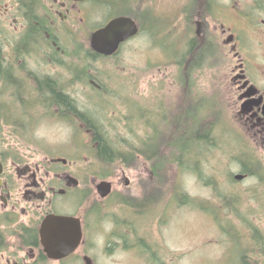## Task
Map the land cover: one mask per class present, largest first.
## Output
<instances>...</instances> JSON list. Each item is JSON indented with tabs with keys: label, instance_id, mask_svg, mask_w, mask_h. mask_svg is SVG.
Returning a JSON list of instances; mask_svg holds the SVG:
<instances>
[{
	"label": "flooded vegetation",
	"instance_id": "af4514ba",
	"mask_svg": "<svg viewBox=\"0 0 264 264\" xmlns=\"http://www.w3.org/2000/svg\"><path fill=\"white\" fill-rule=\"evenodd\" d=\"M136 5L131 15L112 12L109 0H0V264H188V251L173 246L168 230L170 203L180 210L189 199L158 184L145 155L152 158L164 121L188 139L191 124L205 135L210 115L216 143H241L220 150L237 153L251 189L264 187V0L182 4L181 48L168 51L166 108L157 93L144 98L140 70L133 105L126 100L119 55L154 25L147 20L154 12ZM98 9L111 12L99 23ZM118 16L133 18L139 32L111 55L97 52L93 33ZM125 109L138 145L136 182L126 170L101 178L93 164L83 168L58 149L15 152L14 142L42 140L44 122L68 127L70 142L120 139L115 126L125 129ZM29 156L42 159H23ZM250 256L239 252L236 264H253Z\"/></svg>",
	"mask_w": 264,
	"mask_h": 264
},
{
	"label": "rangeland",
	"instance_id": "374dc122",
	"mask_svg": "<svg viewBox=\"0 0 264 264\" xmlns=\"http://www.w3.org/2000/svg\"><path fill=\"white\" fill-rule=\"evenodd\" d=\"M186 1H143V10L150 9L149 11L154 12L150 17H147L148 22H153L154 25L148 24L143 33L126 44L118 58L123 66L121 75L125 77L127 92L131 93V95H127L126 100L131 105H133L134 95L132 93L133 78L138 70L142 73L141 92L144 98L147 100V94L151 91L157 93L158 98L161 99L157 102L158 104L164 105L165 108L166 104H169L166 100L169 91L166 72L171 69V65L169 66L168 63V61L170 62L169 53L171 50L181 48L183 32L177 24L180 22L182 4ZM167 12L174 14L173 25L169 24L167 20ZM109 13L111 14L110 10H96L94 21L102 22L103 17H108ZM154 16L158 17L157 20H154ZM124 112L125 117L120 116L125 118V129L122 128L123 125H120L122 127L115 126L123 131L122 137L112 141L126 140L137 145L133 137L134 132L130 128H126L128 121L131 119L132 122L133 120L132 111L125 109ZM206 120L204 134L209 128V125L206 126L207 123L213 124L210 115H207ZM164 122L158 124V131H161L160 139H164L163 129L166 126V122ZM173 126L174 124L165 127L169 132L166 137L177 140L180 132L174 133ZM212 126L211 137L213 139L215 130L214 125ZM70 132L71 130L66 126L44 122L37 132V136L42 138L41 141L14 142L13 146L17 153H26L36 149L39 152L58 149V156L77 160L83 168L93 164L101 178L108 173L118 177L121 170H126L127 175L132 178L130 181L136 182L135 176H140L137 174L139 173L137 171L138 160L133 165L131 163L132 166H126L124 169V166L119 162L112 165L96 162L92 151L93 144L70 142ZM213 140L215 141V139ZM189 142L192 144L187 143L186 145L190 149H185L184 152L192 150L196 153L185 154L186 168L181 167L177 161L180 156L178 151L170 150L169 145L165 147L164 143H161L159 150L162 156H166L167 163L158 171L156 182L161 185H170V188H181L186 194L187 200L189 199L188 204L180 210L176 209L174 200L169 205L172 225L168 232L173 237V246L188 251V264H236L239 262V252L242 256L246 253L250 254L249 258L253 264H264V254L262 253V249H264V187L259 186L254 190L251 189L249 180H235L234 175L242 173L237 166L238 162H235L234 156L237 153L226 150L232 148L233 145L239 148L241 143L226 144L215 141V145L207 143L198 148L194 139ZM218 145L226 149L220 150ZM24 158L38 161L42 159V156ZM169 193L175 194L172 191ZM178 237L182 240L183 248H181L180 240H177Z\"/></svg>",
	"mask_w": 264,
	"mask_h": 264
},
{
	"label": "trees",
	"instance_id": "16d2710c",
	"mask_svg": "<svg viewBox=\"0 0 264 264\" xmlns=\"http://www.w3.org/2000/svg\"><path fill=\"white\" fill-rule=\"evenodd\" d=\"M100 3H104L107 0H97ZM112 2V12L114 13H119V12H125L127 14L135 15L137 12V5L136 1L137 0H109ZM141 2V6L143 4L144 0H139ZM143 9V6H142ZM146 9L142 11V14H145ZM209 125V128H207L206 134L202 135V137H199L198 133V126L192 125L189 128V138L185 139L182 135V129L181 127H173L174 133L180 132V136L177 137V140H173L174 138H167L166 135L169 134L168 130L164 127L163 129V138L160 139L159 134L161 131H158V126H157V138L152 144V158H150L147 154L146 159L149 160L151 159L152 163L154 164L155 169L157 170V175L158 171H160L164 165L167 163L166 162V156H162L159 153L161 143H164V146L167 147L169 145V149H174L178 151L179 157H178V162L179 165L183 168H186V156L187 155H192V150L187 151L186 153L184 152L185 149H190L186 144L191 143L189 142L190 140H195V145L202 146L203 144H211L215 145V141L211 137V132L213 130V124L207 123L206 126ZM126 128H130L134 132V127L132 125V122H128ZM117 129V128H115ZM117 134H118V130ZM194 142V141H193ZM146 145V144H145ZM192 149V148H191ZM195 150V149H193ZM92 151L94 152V159L96 162H99L101 164H106V165H112L115 162L121 163L124 167L123 169L127 166H132L136 161V154H137V149H136V144L134 142H128V141H119V142H113V141H100L99 143H93ZM189 158V157H188ZM95 162V163H96ZM170 162V161H169ZM132 163V165H131ZM235 179V178H234Z\"/></svg>",
	"mask_w": 264,
	"mask_h": 264
},
{
	"label": "water",
	"instance_id": "95a60500",
	"mask_svg": "<svg viewBox=\"0 0 264 264\" xmlns=\"http://www.w3.org/2000/svg\"><path fill=\"white\" fill-rule=\"evenodd\" d=\"M139 27L136 21L129 16H118L113 18L106 26L96 30L92 35V47L99 53L111 55L115 53L121 43L125 42L130 37L137 35ZM66 162V159H60ZM235 180L241 181L244 175L241 173L234 175ZM107 181H103L102 184ZM59 221H64L66 217L56 218Z\"/></svg>",
	"mask_w": 264,
	"mask_h": 264
}]
</instances>
